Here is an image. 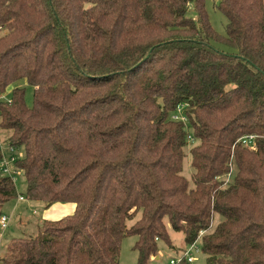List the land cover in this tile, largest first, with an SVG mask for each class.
<instances>
[{
    "label": "trees",
    "instance_id": "obj_1",
    "mask_svg": "<svg viewBox=\"0 0 264 264\" xmlns=\"http://www.w3.org/2000/svg\"><path fill=\"white\" fill-rule=\"evenodd\" d=\"M206 1L0 0V92L33 87L31 107L21 87L0 100L23 196L75 204L1 264H120L126 236L147 264L166 217L205 264H264V0H219L225 34ZM18 196L0 172V206Z\"/></svg>",
    "mask_w": 264,
    "mask_h": 264
},
{
    "label": "rangeland",
    "instance_id": "obj_2",
    "mask_svg": "<svg viewBox=\"0 0 264 264\" xmlns=\"http://www.w3.org/2000/svg\"><path fill=\"white\" fill-rule=\"evenodd\" d=\"M218 2L219 0H207L206 9L215 30L221 34H225L227 19L217 9L216 4ZM89 6L90 5H88V7ZM189 14L195 16L194 10L192 8H190ZM91 17L95 18L96 14L91 13ZM15 87L24 88L25 102L27 106L31 107L33 104V87L29 85L24 79H20L10 84L3 93L0 92V100L9 101V99L11 98V91ZM9 136L10 130L0 128V143L3 149L1 146L0 147L6 154V157L9 155H15L16 157L22 156V149L12 150L8 147ZM189 149L190 145L186 148V153L189 152ZM230 172L231 173L229 177L228 175H224L222 177V179H224V182L226 183L228 180H233L236 173L235 165L232 166ZM191 174L192 168L189 165V156L187 155L183 164V175L189 180V182L191 181ZM14 181L18 194L23 196L26 184L22 171L16 170ZM23 199V201H19L17 197L16 199L8 201L0 206V219L2 216L8 217V224L6 228H3L0 224V258L4 252L5 244L10 238L17 236L29 237L34 236L37 233L36 219L39 215L38 213L34 214L32 204L25 198ZM134 220L129 221L128 226H130L134 222ZM222 220L223 217L220 214H215L209 229L205 232H212L216 225ZM164 224L170 238V244L166 243L164 240H157L156 254L150 256L147 264H169V261L171 259H176L183 256L185 254V251L190 248V245H187L184 241L183 232L174 230L171 227L167 217L164 219ZM136 240V236H126L122 239L121 251L119 255L120 264H138V251L134 248ZM189 254L193 257V261L191 264H205L206 255L201 249V237H199L193 247H191V250H189Z\"/></svg>",
    "mask_w": 264,
    "mask_h": 264
},
{
    "label": "built area",
    "instance_id": "obj_3",
    "mask_svg": "<svg viewBox=\"0 0 264 264\" xmlns=\"http://www.w3.org/2000/svg\"><path fill=\"white\" fill-rule=\"evenodd\" d=\"M171 118L173 120L182 121L183 123H186V116L183 113V106L182 105L177 106L175 112L172 113ZM190 140H191V137H189L188 141H190ZM252 141H253V136H248V137H245L241 140L243 145L254 148V144L252 143ZM0 146L2 147L1 143H0ZM1 147H0V149H1ZM2 149H3V147H2ZM2 153H3V156L0 159V172L4 175L11 176L14 179V175H15V172L17 169L13 168L14 167L13 163L17 157L15 155H9L6 157V154L3 152V150H2ZM229 176H230V173L228 174V177ZM23 198L24 197L21 195L18 196L19 200H22ZM7 222H8V218L6 216H2L0 223H1V226L3 228H5L7 226ZM193 245L194 244L190 245V248H188V250L185 251V254L183 256H181V257H185L189 264H191L193 261V257L189 254V250H191V247H193ZM181 257L176 258V259H171L169 261V264H177V262L180 260Z\"/></svg>",
    "mask_w": 264,
    "mask_h": 264
},
{
    "label": "crops",
    "instance_id": "obj_4",
    "mask_svg": "<svg viewBox=\"0 0 264 264\" xmlns=\"http://www.w3.org/2000/svg\"><path fill=\"white\" fill-rule=\"evenodd\" d=\"M23 200L24 199L19 200V201H23ZM27 201H29V200H27ZM29 202L32 204V208L34 209L33 213L34 214L38 213V215H39L38 218L36 219L37 227L40 225L39 223H41L43 220L60 219L63 216L72 214L74 209H75V204L70 203V202H67V203L56 202L48 208H44L42 206V203H40V202H34V201H29Z\"/></svg>",
    "mask_w": 264,
    "mask_h": 264
}]
</instances>
